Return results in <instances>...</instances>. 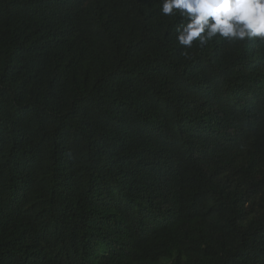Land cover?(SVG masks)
Masks as SVG:
<instances>
[{
	"label": "trees",
	"instance_id": "16d2710c",
	"mask_svg": "<svg viewBox=\"0 0 264 264\" xmlns=\"http://www.w3.org/2000/svg\"><path fill=\"white\" fill-rule=\"evenodd\" d=\"M183 22L0 0V264H264V41Z\"/></svg>",
	"mask_w": 264,
	"mask_h": 264
},
{
	"label": "clouds",
	"instance_id": "9594fccd",
	"mask_svg": "<svg viewBox=\"0 0 264 264\" xmlns=\"http://www.w3.org/2000/svg\"><path fill=\"white\" fill-rule=\"evenodd\" d=\"M165 16L179 15V45L204 47L216 37L229 41H264V0H160Z\"/></svg>",
	"mask_w": 264,
	"mask_h": 264
}]
</instances>
